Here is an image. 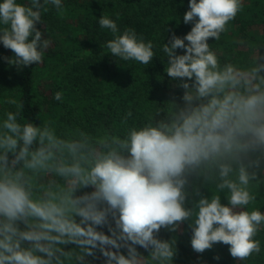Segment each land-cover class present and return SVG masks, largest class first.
<instances>
[{
  "label": "clouds",
  "instance_id": "1",
  "mask_svg": "<svg viewBox=\"0 0 264 264\" xmlns=\"http://www.w3.org/2000/svg\"><path fill=\"white\" fill-rule=\"evenodd\" d=\"M49 4L63 8L62 0H0L8 65L43 62L49 41L37 25ZM242 8V0H189L183 23L191 30L183 37L173 31L161 48L164 71L183 89L180 102L173 96L139 125H129L128 111L119 130L58 133L51 121L22 123L23 103L5 98L15 110L0 118V264H90L89 257L173 264L177 237L159 234L185 223L195 253L216 244L238 261L261 253L264 213L249 206L257 200L253 186L264 183V54L245 65L221 61L208 42L219 41ZM98 23L113 34L105 44L111 56L143 65L157 56L135 29L118 34L106 15Z\"/></svg>",
  "mask_w": 264,
  "mask_h": 264
},
{
  "label": "trees",
  "instance_id": "2",
  "mask_svg": "<svg viewBox=\"0 0 264 264\" xmlns=\"http://www.w3.org/2000/svg\"><path fill=\"white\" fill-rule=\"evenodd\" d=\"M17 2L30 4V0ZM242 3V11L230 22L227 33L222 34L219 41L209 38L208 42L221 61L231 58L245 65L254 56L264 54V0H242ZM62 5L60 11L47 5L48 11L42 12V25H37L42 38L49 41L42 63L18 70L3 59L13 53L0 43V91L9 90L7 96L0 95V118L5 110H15L14 106L4 103L6 97H11L24 105L20 113L22 123L30 121L40 125L51 121L58 133L77 129L95 133L102 127L119 130L120 121L128 111L133 113L129 125H139L147 111L163 107V102L173 96L180 102L183 89L175 87L178 81L170 80L164 71L166 60L161 48L173 31L183 37L191 30V24L183 23L189 0H62ZM102 15L117 23L118 34L125 28H133L145 42L153 41L157 56L150 65L110 55L105 44L113 34L99 26L98 19ZM74 51L86 53L62 76V80L68 77V82H60L51 73L46 78L41 75L42 70H48L51 60H67ZM177 51L183 54L182 50ZM56 92L62 93L61 101L54 99ZM253 191L257 200L249 210L258 208L264 213V183L254 185ZM202 192L209 197L212 195L208 187L202 188ZM220 196L221 203L227 204L226 193L221 192ZM101 230L108 234L106 228ZM173 235L177 237L178 249L173 264H264V229L256 236L261 253L247 261L233 259L229 246L223 244H216L203 254L195 253L187 223L176 233L162 229L159 237L170 239ZM137 250L148 256L143 248L137 246ZM215 256L220 259H214ZM88 259L90 263L93 261Z\"/></svg>",
  "mask_w": 264,
  "mask_h": 264
},
{
  "label": "rangeland",
  "instance_id": "3",
  "mask_svg": "<svg viewBox=\"0 0 264 264\" xmlns=\"http://www.w3.org/2000/svg\"><path fill=\"white\" fill-rule=\"evenodd\" d=\"M82 14V13H81ZM86 51H74L73 55L70 56L67 60H56L53 59L50 62V66L48 70L44 69L42 70L41 75L46 78L50 73L53 74L52 76H57L60 82L66 83L69 81V78L66 77L64 80H62V76L66 75L67 72H69L71 66L73 65L74 62L79 61L80 59L84 58ZM42 80H45V79ZM9 93V90H4L2 89L0 91V95L7 96ZM2 101V100H0ZM92 189L86 188V189H81L78 190L77 195L83 194L84 192H90ZM99 255V253H98ZM90 261V259H89ZM90 264H103V258L101 257L100 259L93 260Z\"/></svg>",
  "mask_w": 264,
  "mask_h": 264
}]
</instances>
